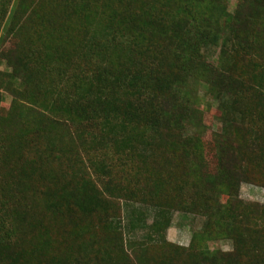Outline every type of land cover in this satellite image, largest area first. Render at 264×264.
<instances>
[{"label": "trees", "instance_id": "obj_1", "mask_svg": "<svg viewBox=\"0 0 264 264\" xmlns=\"http://www.w3.org/2000/svg\"><path fill=\"white\" fill-rule=\"evenodd\" d=\"M229 1L0 0V264H264V205L219 204L264 189V0Z\"/></svg>", "mask_w": 264, "mask_h": 264}, {"label": "rangeland", "instance_id": "obj_2", "mask_svg": "<svg viewBox=\"0 0 264 264\" xmlns=\"http://www.w3.org/2000/svg\"><path fill=\"white\" fill-rule=\"evenodd\" d=\"M236 0L229 1V7L233 8ZM0 70H5V66L1 65ZM10 99L6 97L3 104H0V112L6 110V106L9 104ZM195 109L201 113V127L203 130L202 142L208 148V151L204 150L203 158L206 160L208 166L212 167L214 165L213 153L211 150V133L215 131V120L214 117L218 115L214 107L211 106L207 101H200L194 104ZM213 125V126H212ZM210 160V162H208ZM201 161L196 160L195 166L201 169ZM229 192V191H228ZM227 192V193H228ZM228 197H235L242 202L247 203H257L264 205V189L258 188L249 184H240L239 190L237 188L236 192L231 195H221L219 204L221 207H226L228 202ZM202 218L185 216L178 213L172 214L171 225L166 230V241L169 247L165 250V255L171 261L177 263L184 256L185 250L189 247L191 237L193 232L199 231L202 226ZM209 249L211 250H221L225 255L232 253V245L228 242H213L209 243ZM174 249L179 251L174 252Z\"/></svg>", "mask_w": 264, "mask_h": 264}]
</instances>
